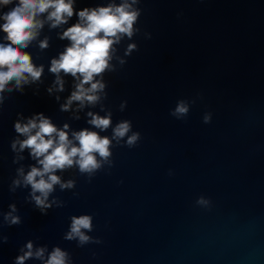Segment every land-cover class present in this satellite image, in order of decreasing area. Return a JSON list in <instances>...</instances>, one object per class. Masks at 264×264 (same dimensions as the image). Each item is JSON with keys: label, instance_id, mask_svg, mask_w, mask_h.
Wrapping results in <instances>:
<instances>
[{"label": "water", "instance_id": "1", "mask_svg": "<svg viewBox=\"0 0 264 264\" xmlns=\"http://www.w3.org/2000/svg\"><path fill=\"white\" fill-rule=\"evenodd\" d=\"M100 2L77 0L75 8ZM139 6L138 51L105 73L104 104L113 124L131 120L141 140L133 148L114 147L110 174L102 170L91 182L76 169L58 172L76 185L57 187L53 195L65 205L47 215L25 201L28 188L9 192L18 167L10 149L17 113L42 112L57 127L67 122L74 130L90 125L84 112L74 120L60 111L72 90L70 76L59 102L46 91L54 80L50 58L68 43L57 38L59 30L45 25L41 38L50 37L49 48L26 49L44 64V82L9 94L0 110V212L15 203L22 220L8 226L0 216V233L8 236L0 244V264H14L30 239L49 250L66 249L73 264H264V0H141ZM76 20L74 14L69 25ZM129 42L122 41L119 54ZM181 98L196 102L177 120L170 109ZM101 135L110 136L111 129ZM24 156L27 170L34 161L27 150ZM201 195L209 207L196 204ZM80 214L93 216L89 235L102 243L78 247L63 239L70 217Z\"/></svg>", "mask_w": 264, "mask_h": 264}, {"label": "clouds", "instance_id": "2", "mask_svg": "<svg viewBox=\"0 0 264 264\" xmlns=\"http://www.w3.org/2000/svg\"><path fill=\"white\" fill-rule=\"evenodd\" d=\"M76 3L77 0H0V33H3L0 36V110L9 94L23 93L26 86H38L44 82V64L35 63L26 49L33 44L40 51L49 48L50 37L44 35L41 38L47 25L50 31L59 30L57 38L68 43L63 51L50 58L48 72L54 75V80L46 91L55 95L59 102V93L65 91V77L70 76L72 90L59 105L60 111L71 112L74 120H79L80 113L84 112L86 123L90 125L74 130L67 122L57 127L42 112L27 117L17 113L13 122L16 135L10 141V149L14 153L12 163L18 167L9 184V192L28 188L25 201L32 203L43 215H47L50 208L65 205V201L53 195L57 187L61 191L75 188L74 179H63L58 172L76 169L91 182L102 170L110 174L114 166V147L133 148L141 140V133L133 130L131 120L121 119L113 124V113L104 104L108 95L105 73L117 71L127 62L126 57L138 51L133 37L141 33L138 26L143 11L139 6L141 0H101L94 7L80 9L75 8ZM5 7L8 10L2 11ZM74 14L77 20L69 25ZM143 36L151 38L146 31ZM125 39L131 42L127 43L121 55L118 46ZM195 102V99H178L170 109V115L177 120L186 119ZM97 106L99 111L92 110ZM126 106L127 101L122 100L119 110L124 111ZM210 121L211 113L205 112L203 122ZM109 129L110 136L101 135ZM25 150L28 158L34 161L27 165V170L21 163L25 160ZM73 195L79 194L73 192ZM196 204L207 208L210 200L201 195ZM0 216L2 223L8 226L22 222L15 203H10L8 211L0 212ZM93 228L91 214L72 215L63 239L75 241L78 247L102 243L99 237L89 235ZM7 241L8 236L0 233V244ZM92 255L95 256V252ZM30 259L41 264H73L66 249L53 245L49 250L47 245L34 244L31 239L19 248L14 264H25Z\"/></svg>", "mask_w": 264, "mask_h": 264}]
</instances>
